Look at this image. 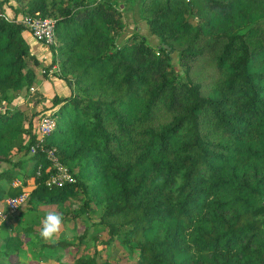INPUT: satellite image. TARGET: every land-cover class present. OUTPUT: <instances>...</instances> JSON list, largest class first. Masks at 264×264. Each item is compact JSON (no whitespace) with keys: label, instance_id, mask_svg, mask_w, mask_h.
Wrapping results in <instances>:
<instances>
[{"label":"trees","instance_id":"trees-1","mask_svg":"<svg viewBox=\"0 0 264 264\" xmlns=\"http://www.w3.org/2000/svg\"><path fill=\"white\" fill-rule=\"evenodd\" d=\"M10 1L0 0V201L31 191L17 226L0 229V260L66 264L75 250L73 264H109L98 247L119 243L131 264H264V0H16L13 16ZM135 5L157 47L138 28L121 40ZM23 17L55 22L48 69L71 90L53 97L43 139L47 110L12 108L41 65ZM49 150L73 183L47 185ZM48 211L61 231L87 226L45 241Z\"/></svg>","mask_w":264,"mask_h":264},{"label":"rangeland","instance_id":"rangeland-1","mask_svg":"<svg viewBox=\"0 0 264 264\" xmlns=\"http://www.w3.org/2000/svg\"><path fill=\"white\" fill-rule=\"evenodd\" d=\"M10 3L12 4V8L7 7V12L10 16H13V13L15 9L21 7L20 4L16 0H11ZM133 7V6H132ZM134 12L129 11L127 14V31L125 35L122 37V41L126 38H128L134 31V29L137 27L139 28V32L147 39L149 44L153 47H157L159 45V40L157 37L153 36L150 31L147 23L143 20H141L140 11L138 6L135 5ZM21 18V17H20ZM27 32H30L29 30ZM32 37L34 38L33 34L30 32ZM37 41V40H36ZM121 41V42H122ZM38 42L37 46L32 47V51H34L36 56L41 61L40 67L35 68L34 71L37 74V83L35 85L34 91L31 93H23L22 96L15 100L12 104V108L16 106H20L25 110L27 115H31L34 111L39 110H47L45 115L52 114L53 111H50V108L52 106V99L55 95L60 96H69L71 94V90L68 87V85L60 80L55 72H57L58 67H53L51 70H49V66L52 63L53 56L51 52L50 45H46L42 42ZM174 63L176 67L178 68V61H177V55H174ZM48 70V71H47ZM40 117L42 115H39L35 119L36 122L40 120ZM34 162L33 161H26L24 163L23 167V173L31 172L33 169ZM6 165H1L0 169L4 168ZM23 177V176H22ZM3 184L7 182H2ZM13 183L21 185L20 180H15ZM4 186H7L5 185ZM14 184V186H15ZM17 187V186H15ZM26 191H31V188H28ZM9 196H6L3 201H0V214L2 213V216L0 215V229L10 231L14 226H17V217L20 213V210H17L15 212H9L7 209V200L9 199ZM75 208L77 209L78 206H80V203L75 202L74 203ZM10 222V223H8ZM87 224H80L79 230L77 233H75L72 230H62L59 234L60 239H68L75 235H81L84 232L85 227ZM101 240H107V235H102L100 237ZM2 245V238L0 236V246ZM91 247L90 251H94L93 243L89 245ZM99 250H101L100 256H99V263H109V264H131L128 260V256L130 255V252L123 247L121 244L117 243L116 245L109 247L107 249L102 250V247H98ZM65 255L64 262L66 264H73L74 256H75V250H73L71 253L63 252ZM23 256L21 258L14 257L13 260L17 262L16 264H61L56 263L48 260H32L30 256H27V252L22 254ZM8 262H3L0 260V264H7ZM10 264V263H8ZM64 264V263H62Z\"/></svg>","mask_w":264,"mask_h":264},{"label":"built area","instance_id":"built-area-1","mask_svg":"<svg viewBox=\"0 0 264 264\" xmlns=\"http://www.w3.org/2000/svg\"><path fill=\"white\" fill-rule=\"evenodd\" d=\"M21 22L25 27L33 34L34 39L42 42L46 45H52L55 43V22L50 18H40V17H23ZM34 91V90H33ZM4 108L0 106V112H3ZM56 127V122L52 118L51 114L42 117L39 124V136L40 139L48 136L53 132ZM34 152V148L32 149ZM47 159L51 162L52 166L49 167L48 172L53 171L54 173L48 179V186H57L59 188L64 187L67 184L73 183V176L70 174L69 170L63 166L59 161V158L55 154L54 150L47 151ZM40 175V174H39ZM19 184H15L18 186ZM30 192L25 191L21 195L7 200V209L10 212H15L24 205L28 198ZM2 216V213L0 214Z\"/></svg>","mask_w":264,"mask_h":264},{"label":"clouds","instance_id":"clouds-1","mask_svg":"<svg viewBox=\"0 0 264 264\" xmlns=\"http://www.w3.org/2000/svg\"><path fill=\"white\" fill-rule=\"evenodd\" d=\"M40 237L45 241H54L63 226V216L55 211H48L40 220Z\"/></svg>","mask_w":264,"mask_h":264},{"label":"crops","instance_id":"crops-1","mask_svg":"<svg viewBox=\"0 0 264 264\" xmlns=\"http://www.w3.org/2000/svg\"><path fill=\"white\" fill-rule=\"evenodd\" d=\"M21 17V16H20ZM20 17H19V19H20ZM137 28V27H136ZM135 28V29H136ZM139 29V28H138ZM24 36H25V39L27 40V42L30 44V46H31V49H32V47L33 46H37L38 45V42L36 41V39H34L33 37H32V35L30 34V32H25V34H24ZM33 50V49H32ZM33 53L34 54H36L34 51H33ZM37 57H40L39 55L37 56ZM4 165V164H3ZM6 167V166H5ZM4 167V168H5Z\"/></svg>","mask_w":264,"mask_h":264}]
</instances>
